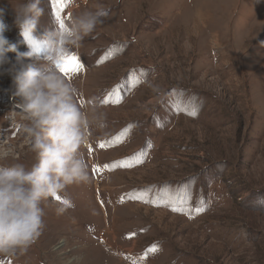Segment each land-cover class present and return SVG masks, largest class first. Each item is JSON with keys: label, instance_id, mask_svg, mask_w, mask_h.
<instances>
[{"label": "rangeland", "instance_id": "1", "mask_svg": "<svg viewBox=\"0 0 264 264\" xmlns=\"http://www.w3.org/2000/svg\"><path fill=\"white\" fill-rule=\"evenodd\" d=\"M64 3L63 22L97 6L108 10L104 24L74 50L82 68L63 72L83 108L96 105L106 114V127L90 129L81 149L90 181L42 201L41 235L25 252L0 254V264H264V0ZM0 7L7 8L5 35L27 51L9 0ZM40 7L37 36L58 21L56 0H41ZM166 22L173 30L152 37L161 30L154 26ZM127 38L130 55L168 68L165 85H147L125 108L105 107L102 91L121 68L102 76L101 62L115 58L108 48L115 39ZM174 85L187 99L207 102L205 116L154 124L160 92ZM132 118L136 126L120 132ZM27 123L11 98L10 76H0V166L36 162ZM65 197L74 207L58 215ZM198 207L205 211L197 214Z\"/></svg>", "mask_w": 264, "mask_h": 264}, {"label": "clouds", "instance_id": "2", "mask_svg": "<svg viewBox=\"0 0 264 264\" xmlns=\"http://www.w3.org/2000/svg\"><path fill=\"white\" fill-rule=\"evenodd\" d=\"M14 24L27 51L5 35L7 8L0 7V76L11 78V98L25 114L24 131L36 162L0 166V254L27 251L44 228L42 201L56 197L73 184L90 181L89 164L81 149L90 140L92 128L106 127V114L98 106L83 108L79 89L63 74L60 65L75 54L84 37L93 33L108 10L97 6L75 15L63 26L37 36L43 9L41 0H9ZM15 53L13 60L8 54ZM74 205L67 197L57 214Z\"/></svg>", "mask_w": 264, "mask_h": 264}, {"label": "crops", "instance_id": "3", "mask_svg": "<svg viewBox=\"0 0 264 264\" xmlns=\"http://www.w3.org/2000/svg\"><path fill=\"white\" fill-rule=\"evenodd\" d=\"M200 15L198 16L199 18L196 21L197 23H200L201 19H204V17ZM154 27H156V30L158 28H160L161 30H157L156 32L152 31L151 32L152 37L154 33L160 32L162 34H165L167 30L168 32H171L173 30L172 29L173 25H171V23L169 22H166L164 24L161 23L159 26H154ZM113 28L117 30L121 29V27L118 28L117 26ZM131 38H133V41L138 42L135 36ZM165 39H168V37H165ZM114 41L115 42H112V44L108 48L110 52H112V56L114 55L115 58L112 59L111 61H106V62L104 61L105 63L101 62L102 63L100 66L102 69L101 75L108 77V75L104 73L106 72V70L112 71V68L115 67L116 65L121 69L118 71V74H116L118 79L116 81H113L111 85L106 86V88H104V90L102 91V96H103L102 105L105 107H111V108L113 107L125 108L127 107L126 106L127 104L131 105V103L135 99H137L138 96H140V94H142V92L145 90V87H147V85H149V87L156 85L157 83L165 85L164 80L166 79V75H167L166 73L168 72L167 71L168 68H166V70L163 69V72H162L161 70L162 68L160 67L162 65L159 64V62H157L156 59L147 57V61H146L147 63L146 62L141 63L140 58L130 55L129 54L130 51L128 52L129 49L127 50V48H129V46L131 45L129 43L128 38L126 40L115 39ZM130 50L134 52L133 49L130 48ZM106 83H111V82L107 81ZM169 85L171 84L169 83ZM182 90L183 89L174 85L173 87L168 86L166 90L160 92L162 97L156 103V106L153 107L152 112H151L153 113L151 115V119L154 124H162L163 122L164 123L171 122L174 119H176L175 117H178L180 115H184V116L189 115V116H193L196 118L200 117V115H201V118L205 116L203 109L206 106L207 102L203 103V99H194V100L187 99L186 97L188 95L186 94L187 92L182 93L181 92ZM215 100H218V99H214V101ZM219 100L213 102V99L211 98V102L215 104L219 102ZM136 106L142 107L139 105H136ZM192 110L195 111L194 115L189 114V111H192ZM166 114H167V117L164 121V117L166 116ZM161 117H162V120H161ZM137 122H138L137 119L132 118L131 120L126 122V124L122 126L119 129V131L128 132L134 126H136ZM109 138H112V137H109ZM124 141L125 140L123 139L122 142ZM141 150L142 149L138 147V148H134L132 152L135 153ZM123 159H126V158H123ZM141 159H142L141 157L136 160L132 158L131 160L132 164L135 165ZM115 172L116 171L108 173L107 176L114 175Z\"/></svg>", "mask_w": 264, "mask_h": 264}, {"label": "snow or ice", "instance_id": "4", "mask_svg": "<svg viewBox=\"0 0 264 264\" xmlns=\"http://www.w3.org/2000/svg\"><path fill=\"white\" fill-rule=\"evenodd\" d=\"M65 6V3H64V0H56V7H57V18H58V21L61 23V26H63V20L60 18V15H59V10L61 8H63ZM65 62L60 65L61 67V70L63 72H65L66 74H68L69 72V69H72V70H76V69H79V68H82V65H80L78 63V59L77 57H75V55H72V56H68V57H65ZM189 114L190 115H194L195 114V111L192 110V111H189ZM105 145H101V147H103ZM142 155V154H141ZM107 167V166H106ZM57 199H60V197H57ZM159 199V198H157ZM189 200H190V197H189ZM146 202H149V203H152L154 201H146ZM159 206V205H158ZM169 206H171V203H169ZM173 210L174 211H180L181 209L177 208V207H174L173 206ZM196 213L199 214L200 212H203L205 211V208L204 207H198L196 210ZM157 249L154 247L153 249H151V251H156Z\"/></svg>", "mask_w": 264, "mask_h": 264}]
</instances>
